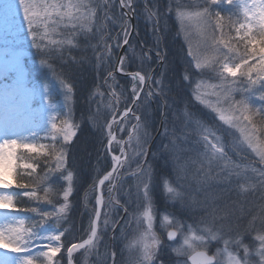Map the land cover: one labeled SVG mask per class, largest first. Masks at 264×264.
Listing matches in <instances>:
<instances>
[{
  "label": "rangeland",
  "instance_id": "rangeland-1",
  "mask_svg": "<svg viewBox=\"0 0 264 264\" xmlns=\"http://www.w3.org/2000/svg\"><path fill=\"white\" fill-rule=\"evenodd\" d=\"M140 1L141 0H133V9ZM142 1L145 2V0ZM171 1L176 3L172 5L169 11V15L173 17L176 26V38L178 37L177 39L181 41L182 48L180 49L186 55L188 67L194 74L191 80L188 77V81L190 83L191 101L195 103L197 111L185 112L186 114L184 113L183 119L186 125L185 128L183 127L182 133L172 129L175 134L171 132L170 135L168 134V136H170L169 138H172L170 147L167 148L166 146H162L158 148V150L159 152L162 151L166 153L165 155H170L174 165L172 166L174 167V176L177 178L176 164H184L186 161L190 160L199 161L203 158L202 154H208L204 136H207L208 140L212 143H215L213 136L219 137L220 144L218 147L220 145L223 146V152L226 154V157L223 160L217 161L211 175L212 177H216L217 173L222 169L224 170V175L231 171L233 174L230 176L229 180L222 181L213 179L206 184H198L196 179L188 178L182 179L180 182L177 181V183L173 182L172 187L176 188L177 191H182L186 197L194 198L197 203H207L210 200H214L215 204L232 206L235 202L233 210L236 215L239 216V220H231L230 222L234 224L239 223L242 225V228H248L249 221L260 211L258 207L262 202L260 199V188L257 187L254 190L247 191V185L244 184L243 177L237 176L235 173L244 170V174L250 176L252 182L255 183L259 178L252 173L251 168L261 169L264 168V164L260 163L259 156L256 155L253 147H250L247 142H243L242 149L240 147H235V145L243 141L239 129L233 127L230 123H225L220 120V113L214 111L213 107L208 106L212 104L215 108L228 107L227 103H217V95H215V93L221 91V81L226 78L229 82H236L234 86L237 87V91L233 93L235 99H246L252 107L264 109V101L259 98V94L261 91H264V88L257 85L250 92L241 91V89L248 87L246 83H241L243 80L246 81V77L241 75L245 69L241 68L238 70L235 77L223 71L224 63H228L229 67L241 63L242 61L240 58L244 56L246 51L244 46L245 41L239 40L235 30L239 25L231 23L237 20L242 23L247 22L244 17L243 8L246 2L234 0L233 4L229 5L227 0H222L221 3L212 5L211 11L219 12L222 17L219 21H217L216 18H212L210 22L197 23L195 19L190 22L185 18L182 23L180 13H185L186 16L192 15L195 11L205 6L206 0ZM7 2L16 4L17 8L7 13L3 7V4ZM29 2L37 5L34 12L38 15L34 17L36 23L33 27L38 33V40L39 35L45 33V23L48 24L49 31L47 38L40 42L43 45H48V49L45 50H49L50 54L42 52L34 45L32 31L29 28L28 20L25 19L23 8L19 7V0H0V119L2 118L4 124L10 129L8 136L0 135V143H2L3 139L6 137L17 139L18 141V146L16 148L4 149L5 157L9 151H11L13 159L12 166L3 172V181L6 183H2V186L5 188L2 194L3 196H11L12 203L4 202L2 205L11 210L10 215L14 220V225L16 224L17 226L19 221H24V228L28 226L32 227V236L27 243V246H31V249L28 251L26 250V253L19 257V264H23V261L26 262L29 258L27 256L33 257L36 260V264H48L46 258H44L41 253L48 251L49 244L61 247V251L53 257V260L59 261V264H68L66 245L77 242L76 236L73 235V232H70L71 226L69 222L71 220L69 216L71 212L68 209L66 219L58 218L54 215L45 217L44 214L53 213L56 208L58 209L61 206L64 202L63 192L69 186V182L66 179L67 172L65 171V169L69 170L68 146L77 136V125L74 113V92L72 90V92L69 93L68 88L65 87V82L72 88L70 82L72 78L69 77L76 74L78 68H76V65H73L70 69L69 67L66 69L61 68L59 72L55 62L59 63V60L63 59L69 63L71 61L70 59H73L75 50L79 49L84 52L87 49H93L91 48L94 46L92 43L90 44L87 40L84 41L81 39H88L89 36L91 37V35L95 36L97 34L95 18L98 14H101L102 11L99 8H95L92 1L85 0L87 4L95 8V15L91 17L90 23L92 32L85 33L80 30L78 25L73 29L72 23L69 22V16L65 15L61 17L57 14V11L49 9L51 12L50 21H61L56 31L52 32L51 28L55 25L46 18L45 14L40 10L39 5L42 3H62L64 5H69L76 4L78 0H29ZM177 3L183 5V7L177 6ZM194 3L196 4L193 5ZM247 4H249V2H247ZM145 7L148 8V5ZM69 11L73 17L80 16L82 13L87 15L88 13L87 8L77 10L75 7H63L58 9L60 13H67ZM150 11L147 12L145 10L142 11L143 14H141L144 24L146 22L149 28H151V31H149L151 37L147 39L150 43L147 45L143 44V46L148 47V45H152L154 47L147 48V56L151 51L157 52L158 49H160L157 46L160 45L163 35L161 32L157 31V26L159 25V20L165 19L164 15L159 16L156 14L152 15L150 18ZM112 20L114 19L112 18ZM126 21L131 29V20L126 18ZM114 24H117V22L113 23V25ZM152 28L156 30L153 31ZM73 30L78 34L73 37L72 44H63L60 48H57L55 44L49 43L50 40H66ZM253 31L256 32L255 27H253ZM127 32L129 35L130 30H127ZM213 33H215L216 41L223 39L235 49V51L229 53V59L227 61L223 60L218 52L213 51V48L217 46L216 41L211 39ZM242 34L243 29L240 35ZM256 34L258 35L259 33L257 32ZM134 37L135 32L132 35V39ZM131 43L132 42L129 43L126 49V51L129 50L128 57L124 58H126L127 63L139 64L142 60L139 55V49ZM114 47L118 49L116 46ZM219 49L221 52H228V48H226L224 44H220ZM71 50L74 52L73 54L69 53ZM190 51L199 57L202 67H196L197 61L193 59V55H189ZM157 57L159 59L162 58V60L159 61L158 72L150 75L151 83L146 79L144 91L140 97L141 100L136 103L133 109V113L140 116L142 123L144 115L137 113L136 109L139 108L141 112V110L145 111L149 107L150 103L148 96L150 95H145V93L148 92L146 89L148 84L153 88L151 94L152 99H154L156 103L158 100H163L164 96L168 94V89L164 85L165 61L161 55H157ZM42 60H47V63H41ZM205 60L207 61L206 63L204 62ZM255 62V60L249 59L250 64ZM116 63L117 59L113 64V60L110 61L109 58L104 64L106 67L111 66V68H113L112 70H115ZM104 64L100 65L103 66ZM113 74L114 76H120L115 73ZM259 75L264 76V71L259 72ZM256 76L257 73L254 72L253 78L255 79ZM136 84L138 88L141 89L142 85L139 84L138 80H136ZM132 87L133 83L130 89L131 94ZM117 95L119 97L118 100H112V94L110 96L111 98L108 99V94L105 93H101L100 96L96 97L101 107L96 110V114L99 112L100 115L98 117L94 115L98 121L96 125L99 126V128L100 125H104L107 128V124H111L113 118L118 121L130 108L134 96L131 95V97H127V94L123 90L122 96L119 95V90L117 91ZM197 96H199L200 99H197ZM110 104L114 105V110L109 106ZM237 115H239V113H237ZM146 120L148 121V117H146ZM173 122L175 126L178 120L175 119ZM53 123H55L56 129L52 128ZM136 123L137 121L129 115L128 121H122V123L115 126L113 134L118 126L116 138L117 140L125 142L133 129L132 126ZM143 125L145 129L150 132V136L146 138V156L140 157L137 155L130 157V154L136 151L134 140L128 142V139L127 143H122L120 145L124 147L125 153H121L120 146H113L115 145V141L110 145L109 152L124 158L113 173L115 179L112 180V184L116 186L113 189L112 195L119 203L114 205L113 210L109 212L107 217L101 216L98 237L93 243L95 247L88 246L74 253L73 259L75 263L112 264L110 255L105 256L103 259L101 255L114 253L118 264H129L130 259L139 262V264H149L148 261L144 260V242L151 244L153 237L148 234L149 219L143 214L145 211L151 216L152 228L150 231L155 233L156 237L161 241V243L157 244L154 248L155 256L150 264H184L185 261L189 264V256H177V253L172 250L173 248L188 250L189 245L195 248V252L205 251L210 256H215V262L213 264H217V262H219V264H233L230 257L235 260H240L244 256V246H247L251 252L250 258L252 260L259 259V257L255 255L256 251L260 249V241L257 239V236L264 235V229L261 227L259 218L255 219L254 227L244 232L241 236H235V233L224 236L221 233L220 235L222 238L211 240L205 232V229L209 227V225L201 223V217L205 215L204 209L190 207L186 198H183L184 202L182 203V198H174L172 194H169L170 200L174 201V204H178L176 206L179 207L180 210H183L185 207L188 210L190 209L195 215L194 219H189V223L182 224L179 218H172L170 215H158L157 211L153 208L155 203H153L152 194L148 189L151 187V185L149 187L151 179L149 180L146 198L143 186H138L140 174L134 171L137 167V162L144 165V167H149V164L146 163L149 162L151 157H154V155H152V145L154 142H151L152 134L150 128L144 123ZM165 128L166 127H164L162 123L157 136L164 134V132H166V130L164 131ZM56 132H59V134L53 135V133ZM65 132L72 133L70 139L65 140ZM260 139L264 140V136H261ZM25 143L31 145L34 150L24 148L22 145ZM176 148L179 149L178 153L174 151ZM61 149L63 150L64 163L57 168V158L61 155ZM177 154L179 159L174 160L173 157ZM103 160L104 162L105 160L109 161L111 168L115 163L110 154L108 157L104 156ZM29 164L33 165V167H25V165ZM187 166L190 173H194L196 169L201 167L199 163L191 162H189ZM53 169L56 170L53 171ZM45 173L46 178L41 188L38 189L33 181L44 176ZM19 179L28 180L29 182L25 184L28 185V187L22 189L19 187V184L16 185L15 180ZM108 183L109 182H106L102 190L104 192V203H107L109 195L107 192ZM6 184H11V187H7ZM132 184H134L133 187L130 186ZM180 185H182V189L177 188L180 187ZM238 185H243L245 194L241 193L238 189ZM71 187L72 192L68 196L69 204H71L70 198L75 192L74 176L71 181ZM43 188L50 189L51 194L48 200L44 198V191L41 190ZM128 188L131 189L128 190ZM27 191L35 192L36 197H28L22 194ZM205 192H207V199H205ZM129 193L137 195V200L134 201ZM189 202H191V200ZM186 204L188 206H186ZM241 206L243 209L242 213ZM27 209H35V211ZM106 211H108V209L104 207L102 213ZM133 214L136 215L132 216ZM165 217H167V219H165ZM104 219H108L109 224L103 226ZM138 220L141 222L139 228L137 223ZM111 221L116 222V225L113 226ZM222 222L223 221H217V227H219V224ZM169 230L177 231L178 236L175 242L169 243L167 241L166 235ZM213 230L215 231V229ZM61 232H63V236L60 241L51 239ZM90 235V232L86 231L85 235H83L84 237L80 240L83 241L89 238ZM199 236H204V243L208 245L206 248L200 247L201 242L196 239V237ZM233 236H235V240L241 241L239 247L235 242H232ZM142 237L143 241L141 240ZM39 238H44V245H47L45 250L37 249L38 246L36 245V241L39 240ZM185 238L188 240L187 244L185 243ZM225 240H229L230 243L226 245L224 243ZM168 252L169 254L166 256ZM217 252H219L218 256L216 255ZM63 258H65V260Z\"/></svg>",
  "mask_w": 264,
  "mask_h": 264
},
{
  "label": "snow or ice",
  "instance_id": "snow-or-ice-1",
  "mask_svg": "<svg viewBox=\"0 0 264 264\" xmlns=\"http://www.w3.org/2000/svg\"><path fill=\"white\" fill-rule=\"evenodd\" d=\"M222 0H206V4L203 8L195 11L192 15H187L185 13H180V19L183 23V20L187 18L190 22L195 19L197 23H207L210 22L212 18H216L217 21L221 20L222 17L220 16L219 12H213L211 11V6L216 5L221 3ZM234 0H227V3L229 5L233 4ZM103 5H107L109 8H111L115 4V0H102ZM133 3V0H119V4L122 7H128L131 8V5ZM194 3L193 5H195ZM101 2L100 0H95V8L101 7ZM177 6L183 7V5L177 3ZM4 9L6 10L7 13L12 12L14 9L17 8V5L11 2H7L3 4ZM19 7H22L25 13V19L28 20L29 23V28L32 31V35L34 37L33 43L34 45L40 49L42 52L46 54H50L48 49V45H43L40 41L44 40L47 38L48 35V24L45 23V33L39 35V40L37 39V31L33 27L34 24L36 23V20L34 17L38 15L36 12H34V9L37 7L35 3L29 2V0H19ZM63 7H68L72 8L75 7L77 10L87 8L88 13L87 15H84L83 13L80 16L73 17L71 12L67 13H60L58 12V9L63 8ZM40 10L45 14L46 18L50 21V16L51 12L49 9L52 11H57V14L60 15L61 17L67 15L70 17V23L73 25V29L79 26L80 30L85 33H91L92 28L90 27L91 23V17L95 15V8L92 7L91 5L87 4L85 0H78L76 4H69V5H64L62 3H53V4H48V3H42L39 5ZM244 8V17L245 20L247 21L246 23H242L239 20L237 21H232L231 23L233 24H238L239 26L235 29L236 33L238 35L239 40L245 41V54L242 56L241 63L235 64L233 67H229L228 63H224L223 65V71L228 73L230 76L235 77L237 75V71L240 70L241 68L245 69L241 75L246 77V81L243 80L241 83H246L248 85L247 88L241 89L242 92H250L252 91L255 86L259 85L261 88H264V76H260L259 72L264 71V0H253L251 5H248L245 3L243 5ZM150 11V10H149ZM249 13H252L251 17H249ZM152 15H155L154 13H151L150 11V18ZM105 19H112L111 17L107 16V13L105 15ZM99 21V18H98ZM43 22V21H42ZM54 27L51 28L52 32L56 31V28L59 26L61 21H50ZM113 23L117 22L116 20H112ZM122 28L126 29L127 28V21L125 20L122 23ZM105 24H100L98 23L96 33H102L103 28H105ZM253 27L256 28V32L253 31ZM243 29V34L240 35L241 30ZM259 33L258 35L256 33ZM78 33L73 30L69 34V38H67L64 41H55V40H50V44H55L57 48H60L63 44L70 45L73 43V37H75ZM100 39L102 42H104V36L101 35ZM211 39L213 41H216L215 33L212 34ZM124 44H128V32L125 30L124 31ZM224 44L226 48H228V52H221L219 49V45ZM216 47L213 48V51L218 52L221 56V58L225 61L229 59V53L235 51L231 47L230 44H227L223 39H220L219 41H216ZM119 46V44L117 45ZM113 55L111 47L105 42V47L102 52H97L96 53V58L97 62L99 64H104L106 60H108L111 56ZM189 55H193V59L197 61L196 67L200 68L202 67L201 61L197 55H194L193 52H189ZM258 57V59H257ZM74 59V58H73ZM249 59H253L256 62L250 64ZM205 63L207 62L206 60L204 61ZM41 63H47V60H42ZM118 63L120 65H123L126 63V58L121 57L118 60ZM105 71H107V75L109 78L113 80L112 84H108V87L110 89L114 88L115 84V77L113 75V71L111 70V66H108L105 68ZM256 72L257 76L254 79L253 78V73ZM133 75V81L138 80L140 85H145L146 79L150 82L151 77L150 75L146 72L145 75H140L139 72L132 74ZM107 83V80L105 81ZM235 81L229 82L226 78L222 79L221 81V91L218 93H215L217 95V103H227L228 107L227 108H215L214 105L209 104V107H213L214 111H217L220 113V120L224 121L225 123H230L232 124L233 127L238 128L239 132L241 133V136L243 137V141L239 142L235 147H240L242 149L243 142H247V144L250 147H253L254 151L256 152V155L259 156L260 163L264 164V140H261L260 137L264 136V109L261 108H255L252 107L246 99H235L233 96V93L237 91V87H235ZM65 87L68 88L69 93L72 92V88L69 87V85L65 82ZM199 87V86H197ZM140 88H138L137 84L134 83L132 87V95L136 97V100H133L132 103L136 105L137 101H140ZM119 95L122 96V89L119 90ZM145 95H151V91H148L145 93ZM144 95V96H145ZM259 98L264 101V91H261L259 94ZM119 97L115 91L112 93V100H118ZM197 99H200L199 96H197ZM203 102V101H202ZM110 107L113 108L114 110V105L110 104ZM129 112H131V109H128L124 113L123 121H128L129 120ZM239 113V115H237ZM100 113L98 112L95 114V116H99ZM92 117L94 125L98 123L96 118ZM132 118H134L137 123L133 125V132L129 136V141H135L136 144V151L132 154H130V157L132 156H140L144 157L146 156L145 152V145L146 141L143 144H139L140 140V133H139V124L141 122L140 116L135 115V113L132 114ZM106 120V117H105ZM247 122V123H245ZM122 122L116 121L115 118H113V121L111 124H107V127L109 128L108 132V137H109V144H113V141H115L114 147L120 146L122 143H127L123 142L120 140H117L116 136L113 134V130L116 125L120 124ZM100 127L103 129L104 125H100ZM53 129H56L55 123L52 125ZM9 130V127H5V133ZM123 130V129H121ZM59 132L53 133V135H58ZM72 133L70 132H65L64 133V138L65 140H68L71 138ZM213 139L215 140V143H212L208 140L207 136H204V140L207 145V152L208 154H202V159L199 161H186L184 164H177V169L176 171L178 172V175L182 179H188V178H193L196 179L198 184H206L210 180L213 179H219L222 181H228L230 176H232V172L229 171L226 175L223 174L224 170L222 169L220 172L217 173L216 177H212L211 172L215 165L217 164L218 160H223L226 157V154L223 152V146L218 145L220 144L219 137L213 136ZM18 146V141L17 139H12V138H4L3 142L0 143V165L5 164V161H7V164L5 165L6 167L10 168L12 166V159H13V154L11 151L7 154L5 157L4 155V149H13ZM24 148H29L31 150H34L31 145L25 143L22 145ZM120 151L121 153H125L124 147L120 146ZM177 153L179 152V149L176 148L174 149ZM219 154V155H217ZM58 159V164L57 168L63 165L64 159H63V150L61 149V155L57 158ZM114 161L118 162L120 161L119 157H113L112 158ZM174 159L178 160L179 156L178 154L174 156ZM199 163L201 167L199 169H196L194 173H190L188 170V163ZM27 168H32L33 165H25ZM56 169H53L55 171ZM67 172L66 179L69 182L68 188L63 192L64 196V202L61 204V206L53 213H45L44 216H56L58 218H67L66 213L68 211L69 203H68V196L72 192V187H71V181L73 179L72 172L65 169ZM116 169H113L112 172H108L107 174L103 175L102 179L98 180L99 185L104 186L105 182H109L107 185V192H108V198H107V203H104L102 198L97 199V203H104V207L108 209L106 212H101L100 210L93 209V215L96 217L97 220L103 217H107L109 215V212L113 210V207L115 204H118L119 202L116 200V198L112 195L115 185L112 184V180L115 179L113 176V172H115ZM135 173L140 174V180L142 181V186L145 192V197L147 198V188H148V183L150 180V166L149 167H144L141 163L137 162V167L134 170ZM251 171L259 178L256 183L260 185V199L261 203L258 205L260 211L259 213L256 214V216L253 217L252 220L249 221L248 228H242V225L239 223H232L230 222L231 220L238 221L239 216L236 215L235 211L233 210L235 206L234 205H226L228 212L223 220L222 223L219 224V227H217V221L219 220L217 213H216V204L214 200H210L207 203L205 202H200L197 203L195 199H193L191 202H188L190 207L193 208H202L205 211V215L201 217V223H204L206 225H209L205 229L206 234L211 238V240H218V238L221 237V233L224 236L230 235L232 233H235V236H241L244 232H247L250 228L254 227V221L255 219L259 218L261 221V227L264 229V168L261 169H256V168H251ZM237 176H239V173H235ZM46 178V173L44 176L39 177V179L34 180L33 183L37 185V188L40 189L42 183L44 182ZM0 183H6L4 181H0ZM7 187H11V184H6ZM243 185H239V187H242ZM20 188H27L28 185L21 184L19 185ZM44 191V198L46 200L49 199V196L51 194L50 189L43 188L41 189ZM91 191L96 190V181L92 186H90ZM169 192H172V188H168ZM23 195H26L28 197H36V193L33 191H27L22 193ZM89 193L86 191L85 192V199H87ZM183 196L184 194L181 191H175L174 198H182V203L183 201ZM0 201L7 202V203H12V197L11 196H0ZM150 206V204H149ZM30 211H35V209H27ZM243 212L242 206H241V213ZM145 216L148 217L149 219V225H148V234L152 235L153 240L152 243L149 244L147 242H144V260L148 261L149 264L152 261V259L155 256V251L154 248L157 244H160L161 241L158 237H156L155 233H152L150 230L152 228L151 224V216L147 211L143 213ZM136 214H133L132 216H135ZM167 219V217H165ZM113 226L116 225V222L111 221ZM127 223V222H126ZM138 228L141 224V222L138 220ZM25 222L24 221H19L17 223L16 227L9 226L8 227V232H9V237H8V243L12 247V250L20 253L22 250H27L26 245L28 243V240L32 236V227L28 226L27 228H24ZM109 224L108 219L103 220V226ZM209 229H211V233H209ZM215 229V231L213 230ZM67 230V229H65ZM88 232L91 233L90 237L88 240L84 241V244H88L91 247H95V245L92 243L93 238L97 237V230L96 227L93 224V221L90 216V222H89V228L87 230ZM175 233H169V237L171 238L174 236ZM63 236V232L60 234L52 237L51 239L55 241H60L61 237ZM235 236L232 238V242H235L237 246L239 247L241 244V241L235 240ZM196 239L200 240L201 244L200 247L206 248L208 245L204 243V236H199L196 237ZM257 239L260 241V249L256 251L255 255L256 257H259V259L252 260L251 257V252L249 251L247 246H244V256L240 260H235L234 258H231L233 261V264H264V235H258ZM5 240V233L3 231H0V242H3ZM143 241V237L141 238ZM185 243H188L187 238H185ZM224 243L228 245L230 243L229 240H225ZM84 244L77 245L76 243H72L71 247H66V251L68 253L69 259H68V264H72L71 260V255L75 249L78 247L83 248ZM174 252L177 253V256H184L188 257L191 256L193 260V264H212V261L215 259V256H208L206 255L205 252H196L195 255H192L193 252H195V248L192 245H189L188 250H183L182 248H173L172 249ZM61 251L60 246H53L52 244H49L48 246V251H44L41 253V255L46 258L48 264H59V261H54L53 257L56 256L57 253ZM88 251V250H86ZM110 255V259L112 260V264H118L115 254L114 253H106L102 254L101 258L103 259L105 256ZM217 256L219 255V252L216 254ZM29 257L26 262L23 261V264H36V260L31 257ZM4 264H8L7 261L4 262ZM129 264H139V262L130 259ZM184 264H187V261L184 262ZM219 264V262H217Z\"/></svg>",
  "mask_w": 264,
  "mask_h": 264
},
{
  "label": "trees",
  "instance_id": "trees-1",
  "mask_svg": "<svg viewBox=\"0 0 264 264\" xmlns=\"http://www.w3.org/2000/svg\"><path fill=\"white\" fill-rule=\"evenodd\" d=\"M90 1L93 2L95 7V0ZM100 2L102 6L99 7V9L102 13L98 14L95 18L96 26L100 23L105 24L106 27L103 28L102 33H97L95 36L91 35L88 39H81L84 41L87 40L90 44L92 43L94 46L91 48L93 49H87L84 52L77 49L75 50L77 55L71 50L69 53H74L75 56L73 55L74 59H70L71 61L69 63L63 59H60L59 63L55 62L59 72L61 68L66 69L69 67L70 69L73 65H76V68H78L76 74L69 77L72 78L70 82L74 92L73 100L77 136L68 146V169L74 176L75 187L74 195L70 198L71 204H69L68 207L71 212L69 216L71 220L69 221L71 223L69 222V224L71 226L70 232H73V235L76 236L77 242L81 241L84 237L83 235H85L89 228L90 216L93 220V209H96V190L91 191L90 186H92L95 181L97 186L98 180L111 169L109 161L105 160L104 162L103 160L104 156H109L107 150L109 128L104 126L103 129H100L101 127L99 128V126L93 124L92 117H94L96 110L100 107L96 97L100 96L101 93H105L108 94L107 97L110 99L113 91L117 93L120 89L127 94V97H131L132 95L130 89L133 79L114 76V88L110 89L108 84H112L113 80L108 77L107 71H105L106 65L104 64L101 66L97 62L96 53L103 51L106 42L111 47L113 55L110 57V61L113 60L114 64L124 41V31L130 30L128 23L126 29L121 26L126 18L117 0H115V4L111 8L107 5H103L102 0H100ZM175 4L176 3L171 0H145V2L141 0L136 7L134 6L136 26L135 37L131 40V44L139 49V55L142 60L139 64L127 63L126 60V63L122 65V70L124 73L139 72L145 75L147 72L149 75L152 73L156 74L159 68V61L162 60V58L159 59L157 55H161L165 61L164 85L168 89L167 97L164 96L163 100H158L157 104L154 99H152L151 94L148 96L150 103L148 109L145 111L141 110L140 112L138 108L136 112L140 115H144L143 123L149 126L152 134L151 142H154L152 145V155H154V157H151L149 162L146 163L149 164L151 168V181L150 184L148 183L149 187L150 185L151 187L148 189L152 194L153 203H155L153 208L157 211L158 215H170L172 218H179L182 224H187L189 223V219H194L195 215L190 209L188 210L185 207L183 210H180L179 207L176 206L178 204H174V201L170 200L169 194L172 193L165 190L164 181L167 179L171 187L173 186V182L177 183V178L174 176V167H172L174 165L170 155H165L166 153L162 151L159 152L158 150V148L162 146H166L167 148L170 147L172 138H169L170 136H168V134L170 135V132L175 134L172 129L182 133L183 127L185 128L186 125L183 119L184 113L197 111L195 103L191 101L190 83L188 81V77L191 80L194 74L188 67L186 55L180 49L182 45L181 41L177 39L178 37L176 38L177 32L174 19L169 15L172 5ZM147 5L148 8L145 7ZM126 8L130 10V8ZM141 10H146L147 12L151 10V12H154L156 15L165 16V19L159 20V25L157 26V31L161 32L163 35L160 45L157 46L160 49H158L157 52L151 51L148 56L147 48L154 47L152 45H148V47L143 46V44L147 45L150 43L147 39L151 37L149 33L151 28H149L146 22L144 24L141 18V14H143ZM106 13L107 16L116 20L117 24L113 25L112 19H105ZM152 30L154 31L156 29L152 28ZM101 35L104 36V42L100 39ZM116 44H119V46ZM128 52L129 50L126 51V58L128 57ZM112 69L113 68H111V70ZM112 71L114 73V70ZM106 80L107 83H105ZM146 89L147 91L153 90L152 86L149 84ZM146 117H148V121ZM175 119L178 120V123L174 126L173 120L175 121ZM162 123L164 127H166L164 129L166 132L157 136ZM27 182L29 181L22 179L15 180L16 185L26 184ZM130 186L133 187L134 184ZM130 189L131 188H128V190ZM86 191L89 193L87 199H85ZM129 195L134 201L137 200V195H132L130 193ZM186 206L188 205L186 204ZM68 245L71 246L72 243L67 244L66 247H69ZM168 254L169 252L166 256H168ZM63 259L65 260V258Z\"/></svg>",
  "mask_w": 264,
  "mask_h": 264
},
{
  "label": "water",
  "instance_id": "water-1",
  "mask_svg": "<svg viewBox=\"0 0 264 264\" xmlns=\"http://www.w3.org/2000/svg\"><path fill=\"white\" fill-rule=\"evenodd\" d=\"M118 1H119V0H118ZM121 9H122L124 15L126 16V18H128V19L131 20V29H130V34L128 35V44H124V43H123L122 46H121V49H120V51H119V55H118V58H117V63H116V67H115L114 73H115V74H118V75H120V76L126 77V78H133V75H132V74L137 73V72H133V73H124V72H122V71H121V65L118 63V60H119V58L124 57V55H125V53H126V49H127L128 45H129L131 39H132V35H133L134 32H135V13H134V9H133L132 5H131L130 10H128L126 7H122V6H121ZM140 75H141V74H140ZM134 83H136V81H135ZM144 87H145V85H142L141 90H140V97H141V94H142L143 91H144ZM133 100H136V97H133ZM137 102H138V101H137ZM137 102H136V103H137ZM134 107H135V104L132 103L131 106H130V108H129V109H131V112L128 113V114L131 115V116H132V114H133V109H134ZM123 117H124V114L119 118L118 121L122 122V121H123ZM134 125H135V124H134ZM117 128H118V126H117ZM117 128H116V130H115V132H114V135H115V136H116V134H117V133H116ZM132 132H133V129H132V131H131L130 134H132ZM129 136H130V135H129ZM128 139H129V137L127 138V140H125V142H127ZM110 145H111V144L108 143V145H107L108 150H110ZM109 154L112 156V158H113L114 156L120 158L119 163L115 161L113 167H112L111 170L109 171V172H112L113 169H117V168H118V165L120 164V162H121L124 158H121L120 156L114 155L112 152H109ZM107 173H108V172H107ZM107 173H106V174H107ZM113 173H114V172H113ZM102 178H103V176H102L100 179H102ZM106 182H107V181H106ZM106 182H105V183H106ZM102 189H103V186L99 185V183H98V184H97V188H96V190H97V196H96V210H100L101 212H102V210H103V205H104V203H97V199H98V198H102L103 201H104V197H103ZM98 223H99V220H97L96 217L94 216V218H93V224H94V226L96 227V230H97V236H98V231H99ZM169 233H175V235L172 236V237L170 238V237H169ZM177 236H178L177 231H175V230H170V231L168 232V234H167V240H168L169 242H175L176 239H177ZM96 238H97V237H96ZM96 238H93L92 243L96 240ZM88 239H89V238H88ZM88 239H86V240H88ZM86 240H85V241H86ZM76 244H77V245L84 244V241H83V242L76 243ZM88 246H90V245H88V244H84V247H83V248L78 247L77 249H75V250L73 251V253H72V255H71L72 264H76L75 261H74V259H73V254L76 253L77 251H80V250H82V249H84V248H87ZM197 252H201V251H197ZM203 252H205V251H203ZM195 253H196V252H194L192 255H195ZM205 253H206V255L210 256L207 252H205ZM68 259H69V256H68ZM188 261H189L190 264H193V260H192L191 256H189ZM214 262H215V259L212 261V264H213Z\"/></svg>",
  "mask_w": 264,
  "mask_h": 264
},
{
  "label": "bare ground",
  "instance_id": "bare-ground-1",
  "mask_svg": "<svg viewBox=\"0 0 264 264\" xmlns=\"http://www.w3.org/2000/svg\"><path fill=\"white\" fill-rule=\"evenodd\" d=\"M241 2H249L248 5H251L253 0H242ZM250 17L252 13H249ZM5 127L6 125L2 121V118L0 119V135L1 136H8L10 129L5 133ZM8 149V148H7ZM7 164V161H5V164L0 165V181H3V172L8 168L5 165ZM3 189H5L2 186V183H0V196H3L2 192ZM11 210L9 208L4 207L3 205H0V231H3L5 233V240L3 242H0V264H4L5 261L8 262V264H19L18 259L21 255L26 253L25 250H22L20 253H17L12 250V247L8 243V227H16V224L14 225V220L12 219V216L10 215ZM251 239V238H249ZM252 240V239H251ZM250 240V241H251ZM44 238H39V240L36 241V245L38 246L37 249L39 250H45V247L47 248V245H44ZM27 251L31 249V246H25Z\"/></svg>",
  "mask_w": 264,
  "mask_h": 264
},
{
  "label": "clouds",
  "instance_id": "clouds-1",
  "mask_svg": "<svg viewBox=\"0 0 264 264\" xmlns=\"http://www.w3.org/2000/svg\"><path fill=\"white\" fill-rule=\"evenodd\" d=\"M138 128H139V133H140V140H139L138 143L139 144H143L146 141V138L148 136H150V132L145 129V127H144L142 122H140ZM217 155H219V154H217ZM173 159H174V157H173ZM174 160H176V159H174ZM176 169H177V164H176ZM238 173H239V176L243 177L244 184L247 185V191H251V190L256 189L257 187H260V185L258 183H256V182L253 183L252 182V178L250 176H247V175L244 174L245 173L244 170H241ZM176 175H177V181L180 182L182 180V178L178 175L177 171H176ZM141 184H142V181L139 178L138 179V186H140ZM164 188H165V190L167 192H169L168 188H172L173 191L171 193H172L173 196L175 195V191L177 190L176 188H173V187L169 186V181L167 179L164 181ZM177 188L182 189V185H180V187H177ZM238 189L241 191L242 194H245V190H244L243 186L239 187V185H238ZM183 198H186L187 202H189L190 200L192 201L194 199V198H191V197H186L185 195L183 196ZM205 199H207V192H205ZM3 203H4L3 201H0V205H2ZM215 210H216V213H217V216H218L219 220L223 221L225 219L226 215H227V212H228L227 206L226 205L221 206L219 204H216V209ZM209 233H211V229H209Z\"/></svg>",
  "mask_w": 264,
  "mask_h": 264
}]
</instances>
